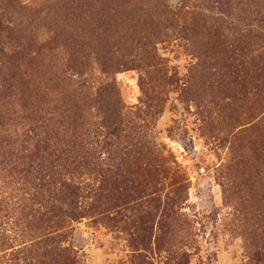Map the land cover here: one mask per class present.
<instances>
[{
  "label": "rangeland",
  "instance_id": "374dc122",
  "mask_svg": "<svg viewBox=\"0 0 264 264\" xmlns=\"http://www.w3.org/2000/svg\"><path fill=\"white\" fill-rule=\"evenodd\" d=\"M0 264H264V0H0Z\"/></svg>",
  "mask_w": 264,
  "mask_h": 264
},
{
  "label": "trees",
  "instance_id": "16d2710c",
  "mask_svg": "<svg viewBox=\"0 0 264 264\" xmlns=\"http://www.w3.org/2000/svg\"><path fill=\"white\" fill-rule=\"evenodd\" d=\"M75 126L73 128L74 130V136L73 138H69L68 141L66 139V132L61 134L55 130H52V135H54L55 139H58V141L56 142V144H59L60 141L64 142L63 145H65L66 149H60L61 151H64L66 154L70 155V157L76 158L80 155H84L87 154L86 156H93L95 158V152L99 149V147H103V144L105 146L107 145H111V143L108 141V136L105 134L103 137V130H100V132H98L95 136L93 131L90 130V128H85L82 129L79 127L78 123H74ZM117 132V131H116ZM109 134H111L110 132H108ZM46 136H50V131H46L45 132ZM112 134H114V132L112 131ZM111 134V135H112ZM50 138V137H48ZM50 140V139H49ZM78 140L82 141V149H79L77 147H75V144L78 142ZM50 144V143H48ZM54 144V146L56 145ZM51 145V147H54ZM58 150V149H57ZM103 151V150H101ZM109 152V149H108ZM78 155V156H77ZM63 187H68L69 189H71V187H73V183L70 182H64L63 183Z\"/></svg>",
  "mask_w": 264,
  "mask_h": 264
}]
</instances>
